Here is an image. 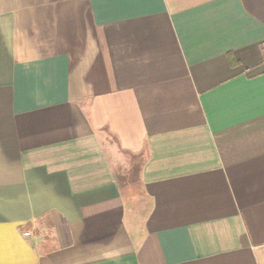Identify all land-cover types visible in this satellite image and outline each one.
<instances>
[{
    "label": "crops",
    "instance_id": "0c3cea01",
    "mask_svg": "<svg viewBox=\"0 0 264 264\" xmlns=\"http://www.w3.org/2000/svg\"><path fill=\"white\" fill-rule=\"evenodd\" d=\"M0 264H264V0H0Z\"/></svg>",
    "mask_w": 264,
    "mask_h": 264
}]
</instances>
